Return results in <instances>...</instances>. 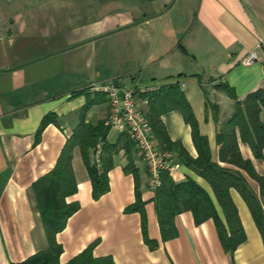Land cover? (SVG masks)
Wrapping results in <instances>:
<instances>
[{
    "label": "crops",
    "instance_id": "1",
    "mask_svg": "<svg viewBox=\"0 0 264 264\" xmlns=\"http://www.w3.org/2000/svg\"><path fill=\"white\" fill-rule=\"evenodd\" d=\"M261 43L264 0H0V264L20 263L47 247L32 184L54 167L82 121L104 133L86 151L98 172L109 166V190L92 197L88 165L75 146L76 191L66 200L78 209L56 235L61 264L91 245L94 257L115 264H264V240L233 189L246 239L232 256L213 220L196 224L190 211L174 217L176 236L162 241L146 165L127 131L105 124L106 95L90 91L106 82L124 90L156 86L136 97L147 118L149 98L156 96L155 111L170 106L168 85L176 84L217 160L212 105L220 121L234 110L218 85L232 88L238 100L264 89V53L251 65L240 63ZM260 117L264 121V110ZM159 118L169 139L196 158L181 111L169 108ZM167 151L181 164L171 179L197 182L222 218L207 182L176 151ZM240 151L264 174V159L255 160L244 144ZM136 192L142 211H126ZM144 237L156 244L150 247Z\"/></svg>",
    "mask_w": 264,
    "mask_h": 264
},
{
    "label": "trees",
    "instance_id": "2",
    "mask_svg": "<svg viewBox=\"0 0 264 264\" xmlns=\"http://www.w3.org/2000/svg\"><path fill=\"white\" fill-rule=\"evenodd\" d=\"M234 101L232 114L220 121L219 109L212 105L214 122L218 128L215 142L218 147L217 160L211 156L208 138L199 133L193 112L177 85H168L173 90L170 106L153 109L155 95L149 98L150 112L147 116L154 138L164 150L176 151L184 164L193 167L209 185L214 199L222 212L218 215L216 205L210 194L197 182L187 178L174 182L169 173L161 175V185L155 190L156 214L162 241L176 236L174 217L184 211H190L194 222L200 224L212 219L223 250L231 256L245 239V232L237 208L231 198L230 190H235L247 205L254 223L264 240V174L257 172L252 160L245 158L240 151V144L248 146L255 160L264 159V121L260 113L264 110V89L258 88L238 100L235 91L218 85ZM169 108L181 111L184 120L191 126L192 141L197 157L192 158L177 142H172L160 121L161 112ZM50 121L45 117L38 132ZM104 139L100 125L95 127L82 121L76 132L67 140L54 167L32 184L35 208L39 213L47 247L39 250L26 260L17 264H61L59 261L62 246L56 235L63 230L68 218L78 209V205L67 202V197L76 191V182L71 166L72 149L79 146L86 165L88 151L98 139ZM108 165H102L97 171L88 165L92 185V197L98 199L109 190ZM126 211H142V203L136 192L135 202ZM150 247L156 243L144 237ZM93 246H89L64 264H115L110 257H94Z\"/></svg>",
    "mask_w": 264,
    "mask_h": 264
},
{
    "label": "built area",
    "instance_id": "3",
    "mask_svg": "<svg viewBox=\"0 0 264 264\" xmlns=\"http://www.w3.org/2000/svg\"><path fill=\"white\" fill-rule=\"evenodd\" d=\"M262 53H264V43L247 52L240 59V63L244 66L251 65L261 60ZM156 89V86H146L124 90L112 82L95 84L90 87L91 92L106 95L109 111L105 124L116 125L127 131L146 165L148 186L153 191L160 187L163 172L171 173L181 166L167 150L156 144L148 120L136 100L137 95Z\"/></svg>",
    "mask_w": 264,
    "mask_h": 264
}]
</instances>
